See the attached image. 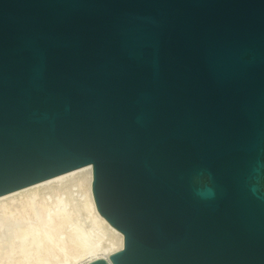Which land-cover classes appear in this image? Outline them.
Segmentation results:
<instances>
[{"label":"water","instance_id":"water-1","mask_svg":"<svg viewBox=\"0 0 264 264\" xmlns=\"http://www.w3.org/2000/svg\"><path fill=\"white\" fill-rule=\"evenodd\" d=\"M87 165V264H264V0H0V196Z\"/></svg>","mask_w":264,"mask_h":264},{"label":"bare ground","instance_id":"bare-ground-1","mask_svg":"<svg viewBox=\"0 0 264 264\" xmlns=\"http://www.w3.org/2000/svg\"><path fill=\"white\" fill-rule=\"evenodd\" d=\"M92 185L87 165L0 196V264H87L122 250Z\"/></svg>","mask_w":264,"mask_h":264},{"label":"clouds","instance_id":"clouds-1","mask_svg":"<svg viewBox=\"0 0 264 264\" xmlns=\"http://www.w3.org/2000/svg\"><path fill=\"white\" fill-rule=\"evenodd\" d=\"M197 195L200 196L201 198H204V199H209V198H212L215 193H214V190L211 189V188H206L204 190H198L197 191Z\"/></svg>","mask_w":264,"mask_h":264}]
</instances>
